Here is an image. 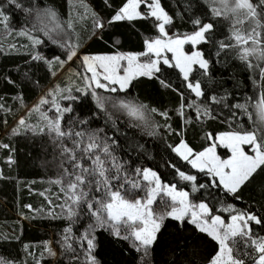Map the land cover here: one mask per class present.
I'll use <instances>...</instances> for the list:
<instances>
[{
	"label": "trees",
	"instance_id": "obj_1",
	"mask_svg": "<svg viewBox=\"0 0 264 264\" xmlns=\"http://www.w3.org/2000/svg\"><path fill=\"white\" fill-rule=\"evenodd\" d=\"M17 2L21 7L9 4L8 0H0V8L9 17L7 29L0 24V105H3L0 108V145H8L7 148L0 147V258L13 264H86L87 242L82 237L89 225H95L86 204L80 205L77 216L72 219L67 216V203L71 202L64 199L61 186L52 181L61 179L65 168L72 169L61 155L60 142L54 135L48 134L47 128L43 133L31 129L16 133L10 131L25 109L54 86L59 68L54 63L50 67L45 61L56 57L66 60V48L54 44L45 35L49 29H55L50 34L61 43L78 45L77 56L70 66L79 73L80 82L73 85L70 92L63 93L75 99L58 100L61 107L72 109L64 114L62 128L98 132L111 146L112 155L123 165L124 173L142 185L141 189L134 190L126 184L121 191L127 199L145 197L147 183L135 170L147 168L156 172L163 184L175 185L178 191L188 192L193 204L207 203L212 214L221 216L226 223L231 215L236 214L222 210L228 205L238 212L264 218V171L258 172L240 189L237 199L222 188H199L201 184L210 185L211 178L193 169L173 151L181 140L194 152H200L211 143L207 139L209 133L215 136L258 127L255 105L264 95V78L261 77L264 61L256 57L240 58L243 52L231 39L233 18L230 14L214 16L205 0H160L172 18V23L166 25L168 34L184 36L194 33L199 28L195 20L213 25L210 33L206 34L207 42L196 45L208 61L207 74L194 65L189 76L190 81L201 83L204 95L196 98L175 67L161 64L156 77H140L125 91L95 89L97 96L104 98V108L101 109L91 90L83 84L87 73L79 55L141 53L145 50L144 41L158 36V22L149 17L109 23L126 0ZM45 9L54 10L57 19L52 21L43 16ZM92 13L104 23L102 30L95 28ZM69 21L72 22L71 29L67 27ZM57 23L60 28H56ZM22 30L42 43L28 44L24 37L18 35ZM221 43L232 46L222 48ZM36 55L45 59L34 60ZM161 80L169 87H164ZM212 97L218 102H213ZM120 101L146 105L147 122L118 107ZM192 101H196L201 109H209L211 118L201 115L197 119L195 107H188ZM182 102L185 105L183 116L180 115ZM237 104L247 105V113L236 108ZM161 113H167V117ZM63 143L69 148L73 146L68 139ZM217 154L222 159L227 157L221 148H217ZM177 169L196 176L199 190L193 192L192 183L181 180ZM67 182L65 179L64 183ZM122 182L113 183L119 187ZM89 199L107 197L93 187ZM170 206V198L163 194L157 196L153 203L157 214L167 213ZM251 227L254 238L264 237V224L252 223ZM68 228H71L70 234L65 231ZM92 234L96 244L92 255L99 264H209L218 250L217 243L188 223V218L180 222L166 215L147 255L137 251L132 240L112 235L110 229L96 227ZM66 235L69 236L68 241L64 239ZM66 243L71 244L75 251L67 250ZM46 246L51 248L54 256L49 255ZM244 259L246 264H252L248 257Z\"/></svg>",
	"mask_w": 264,
	"mask_h": 264
},
{
	"label": "snow or ice",
	"instance_id": "obj_2",
	"mask_svg": "<svg viewBox=\"0 0 264 264\" xmlns=\"http://www.w3.org/2000/svg\"><path fill=\"white\" fill-rule=\"evenodd\" d=\"M8 3L14 4L17 8L21 7L17 0H8ZM212 3L220 5V7L212 8L214 16H228L229 14L232 16L231 39L236 42V46L242 47L243 55L240 58L248 60L250 56H253L264 61V0H255V2L254 0H212ZM142 6L147 9V12L141 11ZM25 11L30 10L25 9ZM43 16L52 21L57 19V14L52 9H45ZM92 16L95 21V28L102 30L105 26L104 23L96 18L95 13H92ZM149 17L158 22L159 36L144 41L145 51L141 53L117 52L111 55H84L81 57L85 71L91 73L90 76L85 75L83 77L86 81V88L91 90L97 106L101 109L104 108V98L97 96L95 89H105L109 92L125 91L134 80L140 77H156V74L161 71V63L179 69L180 73L183 74L184 81L187 82V88L196 98L204 95L201 83L190 81L189 76L194 70L193 65H198L200 69L204 70V74H207L208 61L203 58L200 51L194 50L190 54L185 52L184 45L191 44L195 49L196 45L201 42H207L206 34L210 33L213 25L210 23L201 24L199 20H195L194 23L199 25V28L193 34L183 37L169 36L166 25L172 23V18L161 6L160 0H126L112 16L109 23L131 22ZM8 20L9 17L0 8V24L5 29L8 28ZM244 25H248V27L245 28ZM67 27L72 28L71 21L68 22ZM56 28H60L58 23ZM52 31L55 29L45 31V35L54 44L66 48V60H61L59 57L55 59V63L63 67L67 61H72L77 56L78 45L67 42L61 43L52 37L50 34ZM18 35L27 36L33 45L42 43L41 40L34 38L27 31L22 30ZM231 46L221 43L222 48ZM165 53H171V59ZM142 57L147 59L142 60ZM33 59L44 60L45 58L36 55ZM45 62L50 67L53 63L52 61ZM249 67L252 65L249 64ZM261 77L264 78V67L261 68ZM160 83L164 87H169L163 80ZM70 91V89H61L56 86L55 89L49 90L46 97L39 100L31 112H39L41 118L46 121L45 126L39 128V132L43 133L47 128L48 134L54 135L55 140L60 142L61 155L66 158V162L71 166V171L67 168L64 169L61 179L52 181L61 186V192L64 193L67 201L71 202L67 203L68 218L72 219L77 216V209L80 205L86 204L88 211L95 219V225H89L82 237L87 242L86 264H99L95 256L92 255L96 247L95 236L92 233L96 227L110 229L111 234L117 238L132 240L137 251H143L147 255L157 239V233L161 229L165 215L180 222L188 218V223L195 225L199 232L205 233L217 243L218 250L209 260V264H246L244 257H248L252 264H264V237L254 238L251 227L252 223L264 224V218L238 212L231 205H228L222 210L236 214L231 215L230 221L226 223L221 216L212 214L207 203L193 204L189 200L188 192L178 191L175 185L163 184L157 173L147 168L135 170L142 181L147 183L145 197L135 200L127 199L121 191L126 184L134 190L141 189L142 185L139 180L130 179L124 173L123 165L112 155L111 146L100 137L98 132L75 131L72 128L64 130L62 128L61 121L64 114L71 112L72 109L61 107L57 98L75 99L71 95H63L64 92ZM77 91H84V89H77ZM48 97L52 99L49 100ZM183 99L181 96L182 101ZM212 100L218 102L215 97H212ZM47 104H51L52 108L55 109L57 113L55 118H50L47 112H41V107ZM184 106L182 102L180 105L181 116L184 114ZM2 107L3 105H0V108ZM118 107L126 110L129 115L147 122L145 117L146 105L120 101ZM188 107H195L197 119L201 115H207L211 118L210 110L201 109L196 101L189 103ZM235 107L246 113L248 111L247 105L244 104H237ZM255 108L258 127L251 131H228L215 136L209 133L207 139L213 142L200 152H194L183 140L173 148V151L182 160L187 161L192 168L211 178L210 185L201 184L199 188L209 186L222 188L225 193L239 199L236 194L240 189L250 182L258 172L264 171V95L261 96ZM151 111L155 112L156 109H151ZM161 115L167 117V113H161ZM249 118L251 119V115ZM18 123L20 126H25L26 120L21 118ZM28 127L33 132L37 131L36 127L31 125ZM65 139L71 140L73 145L71 148L64 145ZM0 147L7 148L8 145H0ZM218 147L226 149L230 155L226 159H222L217 154ZM177 173L181 180L192 183L193 192L199 190L196 185V176L187 175L179 169H177ZM65 179L68 181L66 184L64 183ZM114 181L123 182L119 183V187H115ZM93 187L96 192H102L107 199L90 200L89 194ZM161 194L168 196L171 200V211L166 214H157L152 208L157 196ZM122 229L126 234L122 235ZM65 231L70 234L71 228ZM64 239L68 241L69 236L66 235ZM65 247L67 250L75 251L71 244L66 243ZM27 248L28 246L25 245V250ZM46 250L49 255H55L51 248L46 246ZM0 264H13V262L0 258Z\"/></svg>",
	"mask_w": 264,
	"mask_h": 264
},
{
	"label": "rangeland",
	"instance_id": "obj_3",
	"mask_svg": "<svg viewBox=\"0 0 264 264\" xmlns=\"http://www.w3.org/2000/svg\"><path fill=\"white\" fill-rule=\"evenodd\" d=\"M207 3H208V5H209V7L211 8V10H212V8L213 7H220V5L219 4H214V3H212V0H205ZM142 9H143V12H147V9L146 8H144L143 6H142ZM157 30H158V27H157ZM197 31V30H196ZM18 33V32H17ZM193 34V33H192ZM191 35V34H190ZM20 36V35H19ZM158 36H159V30H158ZM157 36V37H158ZM169 36H173V37H175L174 35H171V34H169ZM22 37H24L25 39H26V41L28 42V44H30V45H32V46H34L33 45V43H32V41L31 40H29L28 39V37L27 36H22ZM45 38H46V36H44ZM181 37H183V36H181ZM152 39H155V38H152ZM152 39H150V40H152ZM241 48V50H242V47H240ZM194 50H197L196 49V47H195V49L192 47V45L191 44H185L184 45V51L185 52H187V53H191L192 51H194ZM145 51V50H144ZM198 51V50H197ZM243 52V51H242ZM168 57H169V59H171V56H172V54L171 53H165ZM100 55H111V54H100ZM84 55H79V59H80V61H81V64H82V60H81V57H83ZM250 57H253V56H250ZM154 58V57H153ZM254 58V57H253ZM56 59V58H55ZM55 59H52L51 61L54 63V64H56L57 66H58V68H59V71H58V73H57V79H56V81L54 82L55 84H54V86L53 87H50L49 89H47L42 95H40L38 98H37V100L31 105V106H29L27 109H25V111H24V113H23V115L21 116V117H19L18 119H17V121L15 122V124L10 128V131H11V133H16V132H18V131H20V130H30V128L28 127V125H31V126H33V127H36L37 128V130H39V128L40 127H44L45 126V124H46V121H44L42 118H41V115H40V113L39 112H31V109L39 102V100L42 98V97H46L47 96V94H48V92H49V90H52V89H55L56 88V86H59L61 89H70V88H72V86L73 85H76V84H79L78 82H80V80H79V77H78V75H77V73H76V71L73 69V67H71L70 66V62L71 61H67L65 64H64V66L63 67H60V65L59 64H57V63H55ZM142 60H145V59H147L146 57H142L141 58ZM162 64V63H161ZM49 65V64H48ZM82 66H83V64H82ZM194 66V65H193ZM195 66H198V65H195ZM199 67V66H198ZM83 69H84V66H83ZM177 69V68H176ZM178 71H179V69H177ZM84 71H85V69H84ZM86 72V71H85ZM180 72V71H179ZM87 73V72H86ZM91 75V73H87V76H90ZM180 75H181V77L183 78V74L182 73H180ZM83 84H85L86 85V81L83 79ZM186 85H187V83H186ZM102 90H105V89H102ZM194 95V94H193ZM48 99L49 100H51L52 98L51 97H48ZM58 100H59V97L57 98ZM59 102V101H58ZM31 112V114H29ZM41 112H47V115L50 117V118H55L56 117V115H57V113H56V111H55V109L54 108H52V106H51V104H47V105H43L42 107H41ZM21 118H24L25 120H26V125L25 126H20L19 125V120L21 119ZM16 130L15 132L13 131V130ZM217 135H219V134H217ZM213 141H211V143H212ZM211 143H210V145H211ZM209 145V146H210ZM208 146V147H209ZM218 148H221V149H224V148H222V147H218ZM225 151H226V153H227V157L230 155V153L226 150V149H224ZM248 149H247V147H246V151H247ZM227 157H225L224 159H226ZM191 158V157H190ZM189 164V163H188ZM190 165V164H189ZM191 166V165H190ZM192 167V166H191ZM194 169V168H193ZM195 170H197V169H195ZM168 197V196H167ZM64 199L66 200L67 198H66V196L64 197ZM135 200V199H134ZM152 208H153V205H152ZM154 210V209H153ZM169 211H171V206L169 207V209H168V211L167 212H169ZM155 212V211H154ZM166 214V213H165Z\"/></svg>",
	"mask_w": 264,
	"mask_h": 264
}]
</instances>
